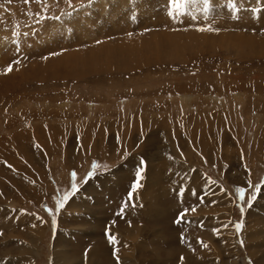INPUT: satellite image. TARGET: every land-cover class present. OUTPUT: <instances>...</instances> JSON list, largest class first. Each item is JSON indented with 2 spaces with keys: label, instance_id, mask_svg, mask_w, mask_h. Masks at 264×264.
Returning <instances> with one entry per match:
<instances>
[{
  "label": "rangeland",
  "instance_id": "374dc122",
  "mask_svg": "<svg viewBox=\"0 0 264 264\" xmlns=\"http://www.w3.org/2000/svg\"><path fill=\"white\" fill-rule=\"evenodd\" d=\"M106 228L120 264H264V0H0V264H117Z\"/></svg>",
  "mask_w": 264,
  "mask_h": 264
},
{
  "label": "snow or ice",
  "instance_id": "6c2138e0",
  "mask_svg": "<svg viewBox=\"0 0 264 264\" xmlns=\"http://www.w3.org/2000/svg\"><path fill=\"white\" fill-rule=\"evenodd\" d=\"M26 2H27V0H26ZM191 2H192V0H171V6H174L176 9H179V8L183 7L184 5H187V4L191 3ZM204 6H205V10H207L208 0H204ZM169 14L171 15V13H169ZM131 19L135 20L136 17L133 15L131 17ZM199 30L200 31H205L206 29L200 28ZM207 30H211V29H207ZM16 62L18 63V61H16ZM12 70H13L12 69V65L9 64L8 67H7V69H6V71L7 72H10ZM140 163L143 164V161H141ZM142 171H143L142 168H140V169L137 170V172H136L137 180H136V182H134L130 186V190L127 193V199L124 201V205H123V207H121L120 212L118 213V215L123 216L124 211H125V208H127L129 206H132V207H135L136 206L135 203H134V193L141 187L140 179L142 178V176H141ZM94 174H95V169H93L91 172H89L88 174H86L85 183L87 182V178L88 177H91ZM71 176L73 178V182H72V185H71L72 192L69 193V194H65V196L63 197V199L57 201V204H56L57 210L62 209L64 207V205L67 202V200L69 199L70 195H74L76 192L79 191L78 185L75 182L76 181L77 173L75 171H73L71 173ZM252 187H255L256 188V192L257 193L260 191V188L258 186H252ZM237 191L239 193V199L243 200L245 198V189L240 188ZM255 199H256V196L255 195H252L249 198L248 207H251L252 206L251 205V201H254ZM47 211L49 212L50 215H53L52 209H47ZM186 211L187 210H185L184 213H182L180 216H178V218L176 219L175 223L179 224V223H182L184 221L185 216H186ZM192 211H195V209H192ZM241 211L243 212L244 209L242 208ZM55 223H56V217H55V215H53V224H55ZM234 227L236 229V232L239 233L242 230V228L244 227L243 221L236 223ZM105 234H106V237H107L109 243L111 245H113V253L112 254L116 258L117 264H120V260H119V256H118L119 249H118V247H116V245L119 244V241L117 239V236L111 232V229L110 228H106ZM0 235H3V233L0 232ZM199 242L201 243L202 247H205V248L208 247V245L207 244H204L203 241H199ZM243 243L244 242L241 241V245L242 246H243ZM183 259L184 258L181 257V261Z\"/></svg>",
  "mask_w": 264,
  "mask_h": 264
},
{
  "label": "bare ground",
  "instance_id": "6f19581e",
  "mask_svg": "<svg viewBox=\"0 0 264 264\" xmlns=\"http://www.w3.org/2000/svg\"><path fill=\"white\" fill-rule=\"evenodd\" d=\"M190 184H191V185L193 184L192 181H191ZM172 185H173V184H172ZM177 185H178V184H177ZM212 187H213V186H212ZM213 188H214V187H213ZM156 191H157V190H156ZM129 209H130V208H129ZM130 213H131V212H130ZM139 213H140V212H139ZM131 214H133V212H132ZM133 215H134V214H133ZM117 234H118V236L121 235L120 232H117ZM118 238H119V237H118ZM118 241H119V243H120V242H123V240L120 239V238L118 239ZM97 250H98V252H99V249H98V248H97ZM91 253H92V252H91ZM103 253H104V252H103ZM108 253H109V251H108ZM96 254H97V253H96ZM104 254H105V253H104ZM59 255H60V254H59ZM91 255H92V254H91ZM91 255H88V258H90ZM105 255H106V254H105ZM108 255H110V253H109ZM128 255L130 256V257H129L130 259H129V261H128L129 263H127V264H130V262L133 261V256H132L131 253H129ZM58 257H59V258H57V262H58L57 264H64V263L67 262V261L64 260L62 257H61V258H60V256H58ZM107 258H108V257H107ZM122 258H123V257H122ZM90 259H91V258H90ZM108 259H111V255H110V257H109Z\"/></svg>",
  "mask_w": 264,
  "mask_h": 264
}]
</instances>
